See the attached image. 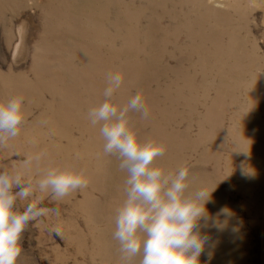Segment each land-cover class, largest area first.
I'll list each match as a JSON object with an SVG mask.
<instances>
[{
	"label": "rangeland",
	"instance_id": "obj_1",
	"mask_svg": "<svg viewBox=\"0 0 264 264\" xmlns=\"http://www.w3.org/2000/svg\"><path fill=\"white\" fill-rule=\"evenodd\" d=\"M68 1L71 0H0V100L16 95L25 99V122L20 135L9 141L7 148L0 150V170L24 172L22 165L26 157L42 151L46 153L45 158L39 165L33 164L25 175L26 179L29 175L35 177L45 167L66 163L85 169L89 179L87 188L74 192L64 201L57 203L44 198L41 206L58 208L60 216L49 214L28 225L22 235V253L17 264H121L119 244L113 238V232L116 209L125 198L126 173L119 169L115 155L104 152L105 141L100 135V126H92L87 113L104 99L106 74L118 72L123 76V84L116 93L119 105H125L133 96L140 94L149 110L147 119H142L139 113H129L141 138L154 137L170 146L169 143L174 141L173 133L180 137L188 133L189 125L184 122L190 104L165 103L169 101V94L172 95L168 91V71L183 67L176 63L179 62V53L167 57L168 48L174 43L165 42L167 47L163 52L166 57L160 62H153L155 60L143 49L152 46L149 39L153 31L161 36L162 30L169 26L167 20H171V14L166 12L172 8L173 0H164L160 4H153V0H137L142 18L139 17L141 11L138 15H125V5L119 13L115 8L107 14L101 11L91 13L92 7L91 11L87 10L90 6L82 9L77 6L76 13L86 15L83 21L87 27L82 34L67 25V19L76 17L65 15L67 11L62 5ZM84 1L91 6L108 7L113 2ZM119 1L126 3V0ZM218 1L217 8L241 9L242 15L247 16L248 47H254L256 58L262 61L258 68L263 79L262 87L257 90L261 101L256 103L255 110L256 140H252L254 144H250L248 149L236 155L227 154L225 158L234 168H231V173L235 178L231 179L230 185L233 197L228 210L238 242V263L264 264V0ZM113 3L118 5L117 0ZM210 3L216 4L215 0H210ZM104 17L107 25L97 30L95 25L99 27ZM127 17L131 24L128 28L124 21ZM138 19L146 33L135 28V20ZM150 21L153 23L149 26ZM162 44L163 38L154 45L160 47ZM90 50L95 52L91 51L96 60V67L91 68L93 75L89 78L92 88L81 77V70L88 65V60H83L81 54ZM44 55L51 57L52 70L61 71V76L57 77L63 82L60 86L63 91L58 96L51 90L53 85L48 86L56 75L51 74L50 69L44 73L43 67L47 63L38 62ZM165 72L167 74L162 78L161 74ZM37 77H40L38 85ZM64 87L68 89L64 90ZM178 87L185 90L183 85L178 84ZM160 91L166 92L163 98L158 95ZM194 98L196 101L197 97ZM174 113H178V120ZM239 119L243 121L244 117ZM228 127L233 130L235 125ZM195 136L201 138L197 127L193 128ZM183 145L179 146L178 152L185 150ZM170 147L156 163L164 170L174 172L177 167ZM205 149L199 150L197 159L189 165H183L189 169V178L203 180L202 186L209 180L218 183L222 175L219 150L212 144ZM210 197L213 202L205 207L207 212L213 213L217 211V201L212 195ZM35 198L39 200L40 194L37 193ZM53 226H58L61 234L51 231ZM207 260L213 262L214 257L209 255ZM138 261L139 257L135 264Z\"/></svg>",
	"mask_w": 264,
	"mask_h": 264
},
{
	"label": "clouds",
	"instance_id": "obj_2",
	"mask_svg": "<svg viewBox=\"0 0 264 264\" xmlns=\"http://www.w3.org/2000/svg\"><path fill=\"white\" fill-rule=\"evenodd\" d=\"M105 81L104 99L89 109L87 118L92 126H100L104 152L115 155L119 169L126 173L125 198L116 209L113 232L122 264H135L137 257L138 264H200L209 238L201 235L198 222L208 219L205 205L211 192L203 187L190 188L187 167L169 172L157 166L165 145L154 137L141 138L129 116L135 112L142 119L149 117L142 96L136 94L120 106L116 93L123 76L109 72ZM24 122L23 96L0 100V150L20 135ZM45 156L41 151L26 157L24 172L0 170V264H17L22 235L31 222L49 214L60 216L58 208L41 206L45 197L59 203L89 184L86 170L71 163L45 167L26 179L33 164L39 165ZM222 212L227 214L226 209ZM51 231L61 234L58 226Z\"/></svg>",
	"mask_w": 264,
	"mask_h": 264
},
{
	"label": "bare ground",
	"instance_id": "obj_3",
	"mask_svg": "<svg viewBox=\"0 0 264 264\" xmlns=\"http://www.w3.org/2000/svg\"><path fill=\"white\" fill-rule=\"evenodd\" d=\"M117 1L118 5L112 2L110 7L107 5L91 6L84 0L68 1L62 5V8L67 11L65 15L69 18L70 14L76 17L74 19L70 18V20L67 19V25L75 27L81 34L82 30L87 27L84 23L85 21H83V17H86V15L82 12L76 13L77 6L79 9L84 6H90L87 10L91 11L92 7L91 13L93 11H101L107 14L108 11L112 13L115 8L119 13L122 9L121 7L125 5V15L127 16L130 14L138 15L139 11H141V6L137 3V0H126V3L125 1L124 3ZM153 1H155L153 4H160L164 0ZM218 2V0H215L216 4L213 5L210 0H173L171 3L172 8L166 12L171 14V20H167L169 26L163 27L161 36L157 31L152 30V37L149 39V43L152 46H145L143 49L148 52L151 59L155 60L153 62H160L166 57L165 52H163L167 47L165 42H173L174 44L168 48L167 57L175 56L179 53V56H177L179 62L176 63H181L183 66L179 70L171 68L168 71L170 77L166 78L169 80L168 91H171L172 95L169 94L167 98L169 101L165 103L178 106L190 104V109L185 115L186 122L180 120V122L189 125L188 133H185L182 137L176 132L173 133L174 141L169 143L171 147L163 143L166 148L170 147L174 155V166L177 169L183 165L187 166L193 159H197L199 150L205 149L208 144H212L219 150L221 166L219 171H221L222 175L218 179V183H212L209 180L202 186V179L189 178L191 189L206 188L211 192L210 196L212 195L217 201L215 204L217 211L213 213L207 212V221L202 218L198 222L201 235L209 238L199 258L200 264H239L238 242L234 236L235 230L231 225L232 216L228 210L233 197L230 189L231 179L235 177H233L234 173H231L233 166L226 161L225 156L227 154L236 155L241 150L248 149L250 144H254L252 140H256L257 133L254 128L256 123L255 110L256 103L258 104V101H261L257 90L262 87L263 79L258 74V68L262 66V61L260 58H256L258 56L256 49L248 47L247 16L242 15L241 9L232 11L223 8L219 9L216 7ZM238 3H240V0H238ZM73 9H76V11ZM142 14L141 11L139 17ZM139 20H135V28H139L142 33H146V30L143 29V31L140 27ZM124 21L127 28L131 26L128 17ZM152 23L153 21H150L149 26ZM106 25L104 17L100 21L99 27L96 25L95 27L97 30H102ZM161 38H163V44L160 47H156L154 44L160 41ZM153 50L159 53L155 54ZM91 51L93 50H90V52L84 51V54H81L83 60H88V65L84 70H81V77L89 88H92L89 84V78L93 75L91 68L96 67L95 55ZM41 56L38 62L47 63L43 67V72L48 73L50 69L51 74L56 75L48 83V86L53 85L51 90L58 96L60 91H63L60 87L63 82L57 77L61 76L59 74L61 71L50 68L51 57ZM39 69L41 70V67ZM166 74V72L162 73V78ZM39 80L40 77H37V85ZM196 83H198L197 86H195ZM178 84L185 86V90L179 88ZM67 89L64 87V90ZM66 92L71 91H65L64 93ZM165 93L160 91L158 95L163 98ZM194 97H197L196 101ZM174 116L178 120V113H174ZM240 117H244L243 121L239 119ZM233 124L235 128L232 130L228 126H233ZM194 127L199 128L201 138L193 137ZM182 144H184L185 150L178 152V148ZM184 153L185 155L183 156ZM211 202L213 201L209 197L207 203ZM224 209L227 210V214L222 212ZM216 225L219 226L217 227ZM209 255L214 257L213 262L207 260Z\"/></svg>",
	"mask_w": 264,
	"mask_h": 264
}]
</instances>
